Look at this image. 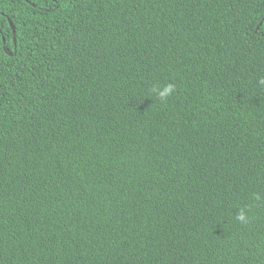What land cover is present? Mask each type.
Masks as SVG:
<instances>
[{
  "label": "trees",
  "instance_id": "trees-1",
  "mask_svg": "<svg viewBox=\"0 0 264 264\" xmlns=\"http://www.w3.org/2000/svg\"><path fill=\"white\" fill-rule=\"evenodd\" d=\"M261 77L264 0H0V264H264Z\"/></svg>",
  "mask_w": 264,
  "mask_h": 264
},
{
  "label": "clouds",
  "instance_id": "clouds-1",
  "mask_svg": "<svg viewBox=\"0 0 264 264\" xmlns=\"http://www.w3.org/2000/svg\"><path fill=\"white\" fill-rule=\"evenodd\" d=\"M260 85H264V77H261L259 80ZM176 90V85L172 82L164 83V84H154L152 87V92L155 94L156 98L161 102H165L169 97L173 95ZM236 219L241 223L247 222V216L244 210H240L236 214Z\"/></svg>",
  "mask_w": 264,
  "mask_h": 264
}]
</instances>
